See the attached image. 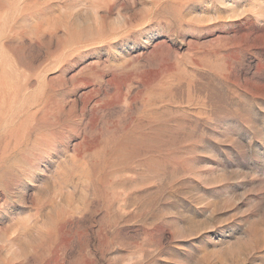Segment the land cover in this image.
I'll return each mask as SVG.
<instances>
[{"label":"rangeland","instance_id":"374dc122","mask_svg":"<svg viewBox=\"0 0 264 264\" xmlns=\"http://www.w3.org/2000/svg\"><path fill=\"white\" fill-rule=\"evenodd\" d=\"M0 264H264V0H0Z\"/></svg>","mask_w":264,"mask_h":264},{"label":"bare ground","instance_id":"6f19581e","mask_svg":"<svg viewBox=\"0 0 264 264\" xmlns=\"http://www.w3.org/2000/svg\"><path fill=\"white\" fill-rule=\"evenodd\" d=\"M131 144V143H130Z\"/></svg>","mask_w":264,"mask_h":264}]
</instances>
